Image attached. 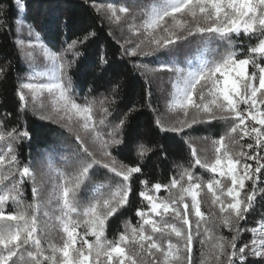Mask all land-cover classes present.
I'll list each match as a JSON object with an SVG mask.
<instances>
[{
	"label": "snow or ice",
	"instance_id": "obj_1",
	"mask_svg": "<svg viewBox=\"0 0 264 264\" xmlns=\"http://www.w3.org/2000/svg\"><path fill=\"white\" fill-rule=\"evenodd\" d=\"M92 6L98 13L106 11L110 24L123 21L140 38L131 48L124 47L130 41L121 43L123 55L155 56L159 63L151 71L171 73L166 109L176 119L165 123L157 117L160 131L180 133L197 123H231L211 140V157H201L189 143L188 165H177L179 171L167 183L140 180L144 206L135 212L138 220L135 224L125 220L124 230L108 239V220L128 204L132 177L142 173L144 158L154 151L137 142L134 165L112 154L113 148L125 144L129 116L137 109L109 120L118 85L107 95L92 96L89 89L83 102L77 101L69 72L81 56L80 46L95 36L94 31L57 52L27 21L26 0H0V30L14 29L15 44L31 61L26 79L17 84L18 111L32 105L40 119L61 122L69 131L78 129L73 158L59 157L64 167L55 166V149L44 150L51 187L42 199L33 158L29 154L21 162L17 148L32 140L31 132L26 125L7 127L11 113L0 119V264H264V217L251 226L242 223L254 212L258 197L264 201V0H149L132 7ZM13 10L16 16L11 15ZM25 29L28 41L20 38ZM238 42L246 47H237ZM37 51L45 60L43 68L35 66ZM107 64L101 54L98 69L105 71ZM5 77L6 65L0 66V80ZM245 138L247 142H242ZM97 167L114 174L118 182H94ZM197 167L210 174L207 180L195 173ZM25 183L32 186L30 203L23 199ZM10 205L12 211L7 210ZM53 230L61 233L59 244L45 242ZM244 233L248 239L242 238ZM194 245L199 246L197 260Z\"/></svg>",
	"mask_w": 264,
	"mask_h": 264
},
{
	"label": "trees",
	"instance_id": "obj_2",
	"mask_svg": "<svg viewBox=\"0 0 264 264\" xmlns=\"http://www.w3.org/2000/svg\"><path fill=\"white\" fill-rule=\"evenodd\" d=\"M101 2L108 3L109 0ZM26 3L27 21L33 23L35 29L37 26L40 27L39 32L45 34L43 42L53 50L60 51L72 40L82 38L87 32H95L94 37L80 46L81 56L71 68L69 75L72 77V87L78 102H83V97L89 95V89L92 90V96H99L101 93L107 95L113 85H118V101L112 110L113 115L109 117L110 121H115L129 108L137 109L129 116V123L125 129V144L112 149V154L117 160L128 165L138 163L135 144L139 141L154 147V151L146 156L141 164L142 173L134 174L132 177V191L128 204L107 222L106 236L110 240L114 239L124 230L125 220H131L132 224L138 220L135 212L144 206L139 196L140 180L167 183L170 177L179 171L177 165L187 166L191 159L188 139L219 138L227 131L231 122L200 123L180 133L160 131L155 120L159 116L161 104L148 79L135 66L140 63L139 58L123 55L121 40L112 33L102 16L89 2L26 0ZM11 15L16 16V12L13 10ZM15 39L14 29L11 32L0 30V66L6 65V77L0 80V119H5L4 114L11 113L5 120L7 127L27 126L32 134V140L21 142L17 146L19 158L21 162H26L31 154L34 167L37 169L39 158L46 148L61 153L62 148L77 151L78 144L71 132L55 122L40 119V114L32 107L29 106L23 112L18 111L20 102L16 96L17 84L24 80L28 67L15 44ZM237 47H246V43L241 45L238 42ZM101 54L108 59L105 71L98 69ZM68 58L71 59V56ZM249 68L253 71L251 67ZM93 170L94 182L101 180L114 182L115 176L106 169L97 167ZM195 173L205 180L209 178V174L199 167L195 169ZM39 178H42L40 173L37 175V179ZM22 187L23 199L25 203H30L33 198L31 183H25ZM7 210H13L11 205ZM262 216L264 201L258 197L254 212L249 214L248 221L242 223L254 225Z\"/></svg>",
	"mask_w": 264,
	"mask_h": 264
},
{
	"label": "rangeland",
	"instance_id": "obj_3",
	"mask_svg": "<svg viewBox=\"0 0 264 264\" xmlns=\"http://www.w3.org/2000/svg\"><path fill=\"white\" fill-rule=\"evenodd\" d=\"M87 2H89L91 4V6L93 5V3H96L98 5H104L106 6L108 3H112L114 5H120V4H126L130 7H132L134 4L135 5H142V4H147L149 2V0H109L108 3H102L101 0H85ZM96 10V9H95ZM134 10H138V9H134ZM99 14L102 16V18L104 19V21L106 22L107 26L109 27V29L112 31V33H114L116 36L119 37V39L121 40V42L123 43L125 40L130 41L129 43L125 44L126 48H131L133 47L138 40L140 39L139 37L133 36L127 29L126 24L122 21L121 24L117 25V24H110L107 19H106V11H101L99 12ZM142 19V17H137V22H139ZM40 27H36V31L39 32ZM41 35V38L43 40V36H45V34H42L41 32H39ZM50 33V32H47ZM21 39H23L24 41H28L29 39H31L28 35H27V30L25 29V31L21 34L20 36ZM56 40V38H53ZM194 39V38H193ZM30 49H26V51H29ZM192 48H188L187 51H192ZM55 51L58 52V49H55ZM19 52L23 58L24 63L26 64V66L28 67V71L27 74L29 72V64L31 61H29L25 55L21 52V50L19 49ZM158 55H162V54H158ZM139 58L140 63L139 64H143V65H147V69H143V68H139V70L141 71V73L148 79V81L151 84V87L155 90L156 94L158 95V99L160 101L161 104V110L159 112V118L162 119L165 123L171 122L173 120L176 119V115L168 112V110L166 109V102L168 100V94L171 91V85L167 82L169 76L171 75V73H168L166 71H162V72H153L151 71V69H154L158 66L159 61H157L155 56H136ZM35 66L37 68H43L45 66V60L43 58V56L37 51L36 55H35ZM249 72L250 68H249ZM24 77V80L27 77ZM23 80V81H24ZM82 103V102H81ZM30 107H32L34 110H37L39 113L38 109H35L32 105H30ZM51 121V120H50ZM53 122V121H52ZM213 123L216 121H212ZM56 124L62 126L61 122H55ZM200 123L194 124L198 125ZM192 126V127H193ZM63 127V126H62ZM66 130L69 131L68 128L63 127ZM189 128H186L185 130H187ZM78 131L77 128L73 127L71 132L74 136L76 134V132ZM81 136L83 137V133H81ZM211 140L210 138L207 139H203V138H193V139H188V144L191 143L196 149L198 154L203 157L205 155H207L208 157L212 156V151H211ZM242 142H247V138H245L244 141ZM85 143L88 144L89 148L92 149L96 155L97 158H101L100 152L97 150L96 146L89 143L88 138L85 137ZM61 153H56L55 151L52 153L53 156V160L55 161V166L56 167H64V164L60 161L59 157L60 155H67L69 156V158H73V153L76 151H72L70 150V148H62ZM36 170V174L38 175L40 173L42 178L37 179V182L39 184L42 185V192H41V198L42 199H46L51 187V183L50 180L48 178V169H47V157L45 156V154H42L41 157L39 158V162H38V166ZM70 170V169H69ZM94 171V170H93ZM208 173V172H207ZM209 174V173H208ZM114 175V174H113ZM210 175V174H209ZM114 182L110 181L113 185H115L119 178L114 177ZM83 195V192H82ZM90 195V194H89ZM161 196L166 195V193L164 191H161L160 193ZM206 210V205H202V211ZM264 217V216H262ZM261 217V218H262ZM224 234L228 235L227 230H224ZM243 239H248L249 238V234L248 233H244L243 234ZM89 239L91 240L92 238L89 237ZM54 241L55 243L59 244L61 242V233L58 230H53L50 231L48 233V235L45 237V242L47 241ZM199 246L198 245H194L193 247V257L194 260H197L199 257V251H198Z\"/></svg>",
	"mask_w": 264,
	"mask_h": 264
}]
</instances>
